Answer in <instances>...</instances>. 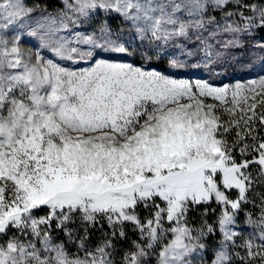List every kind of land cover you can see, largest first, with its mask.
<instances>
[{
    "label": "snow or ice",
    "instance_id": "snow-or-ice-1",
    "mask_svg": "<svg viewBox=\"0 0 264 264\" xmlns=\"http://www.w3.org/2000/svg\"><path fill=\"white\" fill-rule=\"evenodd\" d=\"M61 4L52 15L0 0V264H264V75L219 87L178 78L224 55L210 38L242 47L264 29V0ZM99 15L93 31H74ZM24 33L51 58L24 48ZM191 34L202 61L145 66ZM136 39L140 65L128 60ZM128 226L137 238L118 248Z\"/></svg>",
    "mask_w": 264,
    "mask_h": 264
},
{
    "label": "trees",
    "instance_id": "trees-1",
    "mask_svg": "<svg viewBox=\"0 0 264 264\" xmlns=\"http://www.w3.org/2000/svg\"><path fill=\"white\" fill-rule=\"evenodd\" d=\"M34 2L35 5H38L40 9H45L47 13L50 12V9L52 7L51 0H34ZM217 14L219 13H215L214 16H216L217 19H219L222 14L220 16H218ZM40 15L41 13L39 11L33 14L34 17L33 26L35 25L34 21L36 19H39ZM100 18H101L100 20H97V17H95L94 19H89L88 21L81 24L77 28L82 30V32L84 33H87L89 31L91 32L93 31V29L97 28L99 24L102 23L103 20L105 19L103 15H101ZM111 22H112V18H108V23ZM123 26L127 31V25L123 24ZM213 27L214 26H209L208 31H205L203 33V37H208L209 31H212ZM243 38H244V42L246 43V48L245 51H241L242 52L241 55L240 54L235 55L236 53L232 55V53L229 54V51L221 50V45L217 43V40H221L220 37L209 39L208 42L210 44L217 46L218 48H220L219 51L224 53V55H222L221 57L214 58L215 62L209 65L210 80L212 82H217V83L224 81L230 82L232 81L231 78H234V76H236V78L238 79H244L245 76L256 77L257 75H264V63H261V58L264 57V52L262 51V49H260L259 46L253 45L255 41L264 42V29H259V30L257 29L255 32H252L251 34L243 35ZM177 44L182 45L183 49L185 50L193 51L195 55L192 57H186L182 49L180 47H176ZM167 48H170L171 51L173 52L172 56L169 57L166 54H163L159 60L153 58V60L149 63V65L160 71H168L167 61L171 57H178L181 60H188L189 63H194L199 55L198 49L201 48V45H200V40L196 39V34H191L190 40L180 38L170 43V45ZM43 53L47 57L51 58V53L49 52H43ZM149 54L151 55L152 53ZM128 60L135 62L133 56L128 57ZM237 62H240V64L238 65ZM212 67L214 69L216 67H219L220 68V70L218 71L219 73H215ZM197 70L198 69L184 70L179 77L184 75L192 77L194 72ZM205 74L208 75V73Z\"/></svg>",
    "mask_w": 264,
    "mask_h": 264
},
{
    "label": "rangeland",
    "instance_id": "rangeland-1",
    "mask_svg": "<svg viewBox=\"0 0 264 264\" xmlns=\"http://www.w3.org/2000/svg\"><path fill=\"white\" fill-rule=\"evenodd\" d=\"M28 3H29V5H35V2H34V0H28ZM51 3H52V7H51V9H50V14H52V15H55L57 12H59V10H60V8H61V6H62V4H61V0H51ZM215 13H218V12H212L211 13V15H215ZM218 16H220L221 15V13H219V14H217ZM101 15H99V16H97V20H100L101 18ZM110 24V26L112 27V29L115 31V30H118L119 28H124V33H123V36H122V39L125 41V42H127L128 41V39H129V36H130V34L128 33V31H126L125 30V27L123 26V24L121 23V20H120V18L119 17H112V22L111 23H109ZM35 26V25H34ZM259 30V29H258ZM74 31H79V32H82V30H80L79 28H76V29H74ZM90 32V31H89ZM89 32H87V33H89ZM82 33H84V32H82ZM62 34V33H61ZM62 35H66V36H69V38H71L70 37V35L68 34V33H63ZM132 35H134V34H132ZM224 38H226V37H220V39L222 40V39H224ZM241 40H242V44H243V46L242 47H232V48H228V49H223L222 47H221V50H223V51H229V54L230 53H232V55L233 54H235V55H241V51H245V48H246V43L244 42V38H243V35L241 36ZM140 44H141V42L138 40V39H136V40H133L132 42H131V44L130 45H128L129 47H130V51H132L133 53H134V55H132L133 57H134V59H135V63L137 64V65H140V64H142L143 63V61H141V59H140V56H139V50L141 49V46H140ZM260 44H264V42L263 41H255L254 43H253V45L254 46H259ZM200 45H201V43H200ZM22 46L24 47V48H26V49H32L33 51H41L42 52V54H44L43 52H48L47 50H42V49H38L39 48V45H38V42L34 39V38H32V37H30V36H28L27 35V33H24L23 34V36H22ZM37 46V47H36ZM201 47H202V45H201ZM220 50V48H218L217 46H214V51H219ZM263 52H264V50H262ZM164 54H166L167 56H172L173 55V52L171 51V49L170 48H166V51H165V53ZM49 58V57H48ZM215 58V57H214ZM204 59V53L202 52V51H199V55H198V57L196 58V60H195V62L194 63H196V62H199V61H202ZM238 63V65L240 64V62H237ZM242 63V62H241ZM149 70H151V69H155L154 67H152V66H150L149 64H147V65H145ZM213 68V67H212ZM214 69V68H213ZM157 70V69H156ZM210 68L209 67H207V68H205V67H200L197 71H195L194 72V74H193V76L192 77H190V76H186V75H184V76H181V77H178V78H191V79H197V78H199V79H207V80H209V82L210 83H212L214 86H223L224 84H233V83H235V82H237V81H246V80H249V79H252V78H255V77H248V76H245V78L244 79H238V78H236V76H234V78H231V80L232 81H230V82H227V81H224V82H220V83H217V82H212L211 80H210ZM220 70V68L219 67H216L215 69H214V72L215 73H219L218 71ZM204 71H205V73H208V75H206L205 73H204ZM220 79V78H219ZM213 207H215V205H213ZM246 210L247 211H255L254 209H252L251 208V206L249 205V206H246ZM203 211V208L201 207V208H199V209H196L195 211H193V212H191V213H189V217H190V220H191V222L193 223V224H197V223H199V220H200V213ZM208 219H209V221H211V220H213L214 219V216L211 214V212L209 213V217H208ZM244 221H245V214H244V212L242 211L241 213H240V215H239V223H240V227L241 228H244ZM102 223H103V221H102ZM129 227V239L128 240H125V241H119V242H117V247L118 248H122V247H127L128 246V244H129V241L130 240H132V239H136L137 237H136V235L133 233V232H131L130 231V226H128ZM103 231L104 232H107V231H109L108 230V227H107V224L105 223L104 224V229H103ZM54 235L56 236V238H57V240H62V239H64V236H63V233L62 232H59V233H54ZM103 237H102V233H101V231L99 230V226H97V229H92V230H90V236H89V243H91L92 245H95L97 242H99V240H101ZM218 239H219V235L217 234L215 237H210L209 238V243L210 244H214L216 241H218ZM117 259H119V257H117Z\"/></svg>",
    "mask_w": 264,
    "mask_h": 264
}]
</instances>
